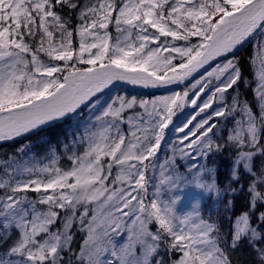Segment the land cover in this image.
<instances>
[{"label": "snow or ice", "instance_id": "6c2138e0", "mask_svg": "<svg viewBox=\"0 0 264 264\" xmlns=\"http://www.w3.org/2000/svg\"><path fill=\"white\" fill-rule=\"evenodd\" d=\"M0 264H264V0H0Z\"/></svg>", "mask_w": 264, "mask_h": 264}, {"label": "rangeland", "instance_id": "374dc122", "mask_svg": "<svg viewBox=\"0 0 264 264\" xmlns=\"http://www.w3.org/2000/svg\"><path fill=\"white\" fill-rule=\"evenodd\" d=\"M245 54H247V52H245ZM176 90H180L179 88H177ZM148 90H143V89H136V88H128L125 87L124 88V92L130 93L132 95H137V94H144L146 93ZM155 92L156 95H161V94H168V90L165 89H159V90H153ZM114 94V93H113ZM121 94H124L123 92ZM66 127V126H65ZM63 129L62 128H57L53 134H57L60 135L62 133ZM175 134H173V138H174ZM39 150V149H38Z\"/></svg>", "mask_w": 264, "mask_h": 264}]
</instances>
